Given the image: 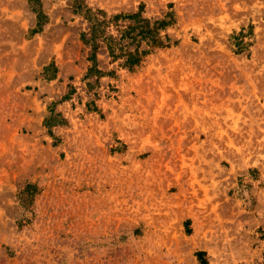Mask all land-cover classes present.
<instances>
[{"label":"rangeland","instance_id":"obj_1","mask_svg":"<svg viewBox=\"0 0 264 264\" xmlns=\"http://www.w3.org/2000/svg\"><path fill=\"white\" fill-rule=\"evenodd\" d=\"M0 264H264V0H0Z\"/></svg>","mask_w":264,"mask_h":264}]
</instances>
